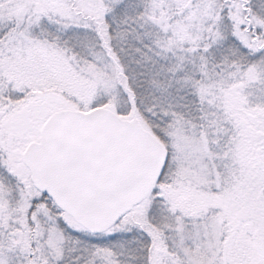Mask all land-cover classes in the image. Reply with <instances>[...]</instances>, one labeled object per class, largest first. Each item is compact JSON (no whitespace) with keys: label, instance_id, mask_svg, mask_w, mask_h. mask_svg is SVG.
Here are the masks:
<instances>
[{"label":"snow or ice","instance_id":"1","mask_svg":"<svg viewBox=\"0 0 264 264\" xmlns=\"http://www.w3.org/2000/svg\"><path fill=\"white\" fill-rule=\"evenodd\" d=\"M0 264H264V0H0Z\"/></svg>","mask_w":264,"mask_h":264}]
</instances>
